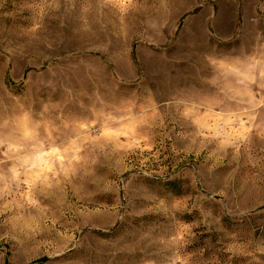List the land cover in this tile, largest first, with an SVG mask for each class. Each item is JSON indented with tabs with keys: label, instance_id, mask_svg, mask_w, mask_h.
Wrapping results in <instances>:
<instances>
[{
	"label": "rangeland",
	"instance_id": "rangeland-1",
	"mask_svg": "<svg viewBox=\"0 0 264 264\" xmlns=\"http://www.w3.org/2000/svg\"><path fill=\"white\" fill-rule=\"evenodd\" d=\"M0 264H264V0H0Z\"/></svg>",
	"mask_w": 264,
	"mask_h": 264
},
{
	"label": "trees",
	"instance_id": "trees-1",
	"mask_svg": "<svg viewBox=\"0 0 264 264\" xmlns=\"http://www.w3.org/2000/svg\"><path fill=\"white\" fill-rule=\"evenodd\" d=\"M168 185H170V188L173 192L177 193L178 195L183 194L181 188H178L180 187V184L178 182L170 181L168 182Z\"/></svg>",
	"mask_w": 264,
	"mask_h": 264
}]
</instances>
